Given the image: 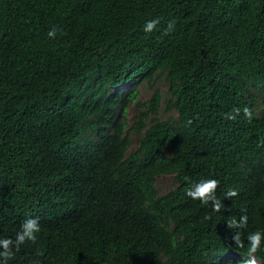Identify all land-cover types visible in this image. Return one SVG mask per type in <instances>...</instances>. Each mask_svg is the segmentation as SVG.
<instances>
[{
    "label": "trees",
    "instance_id": "16d2710c",
    "mask_svg": "<svg viewBox=\"0 0 264 264\" xmlns=\"http://www.w3.org/2000/svg\"><path fill=\"white\" fill-rule=\"evenodd\" d=\"M162 75L168 118L160 88L139 99ZM209 178L219 212L186 195ZM29 218L8 264H244L264 232V0H0V239Z\"/></svg>",
    "mask_w": 264,
    "mask_h": 264
},
{
    "label": "clouds",
    "instance_id": "9594fccd",
    "mask_svg": "<svg viewBox=\"0 0 264 264\" xmlns=\"http://www.w3.org/2000/svg\"><path fill=\"white\" fill-rule=\"evenodd\" d=\"M159 24V19H152L145 22L144 31L151 33L156 29ZM175 21H171L168 27L165 29V34L171 32L174 28ZM56 34L55 29L49 31V37H54ZM240 109L236 108L234 114H226L227 119L235 120L240 115ZM243 115L249 120H252L253 113L248 106L243 108ZM219 186V181L215 178L202 179L195 183L191 188L186 190V195L193 200H199L201 204L207 205L211 203L214 211L219 212L222 207H225L221 200L216 196V190ZM238 195V190L229 189L225 194L227 198H233ZM248 223L247 215H242L239 220H231L228 222L229 228H241ZM40 231V224L38 218L26 219L20 226L19 231L16 234L15 239L3 238L0 239V264H8L14 256V252L19 250L20 245L30 241L35 243L37 240V233ZM233 241L239 248H244V241L240 237V233L237 231L233 236ZM262 240H264V232L259 230L251 232L247 235V256L248 259L244 264H257L256 253L261 248ZM42 253H38L40 255Z\"/></svg>",
    "mask_w": 264,
    "mask_h": 264
},
{
    "label": "rangeland",
    "instance_id": "374dc122",
    "mask_svg": "<svg viewBox=\"0 0 264 264\" xmlns=\"http://www.w3.org/2000/svg\"><path fill=\"white\" fill-rule=\"evenodd\" d=\"M154 85H152V83H148V82H143L141 84H139V90H140V96L139 99L141 100H148L154 93L156 88H160L164 99L162 101V105L159 111L158 116L161 118H168L170 115H176V112L173 109H167L168 107V103L166 101L167 97H168V83L165 79V75L159 76L157 77L154 81H153ZM138 108L134 103L129 104L128 107V121L131 124V119L132 116L137 112ZM138 138L139 136L136 133H132V147H135L138 145ZM158 186L160 188L161 192H166L168 191L171 187L174 186V179L173 176L171 175H164V176H160L158 178ZM257 260V264H259V260L256 258Z\"/></svg>",
    "mask_w": 264,
    "mask_h": 264
}]
</instances>
